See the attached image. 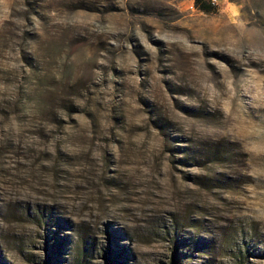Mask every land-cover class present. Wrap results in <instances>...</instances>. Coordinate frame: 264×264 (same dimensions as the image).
I'll list each match as a JSON object with an SVG mask.
<instances>
[{"label": "rangeland", "instance_id": "obj_1", "mask_svg": "<svg viewBox=\"0 0 264 264\" xmlns=\"http://www.w3.org/2000/svg\"><path fill=\"white\" fill-rule=\"evenodd\" d=\"M0 0V264H264V0Z\"/></svg>", "mask_w": 264, "mask_h": 264}, {"label": "trees", "instance_id": "obj_2", "mask_svg": "<svg viewBox=\"0 0 264 264\" xmlns=\"http://www.w3.org/2000/svg\"><path fill=\"white\" fill-rule=\"evenodd\" d=\"M193 5L199 11L208 13L213 9V2L211 0H193Z\"/></svg>", "mask_w": 264, "mask_h": 264}]
</instances>
